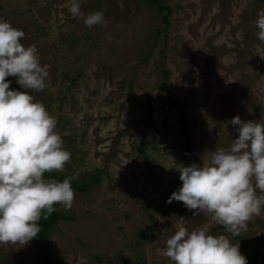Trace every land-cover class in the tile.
Segmentation results:
<instances>
[{"label": "rangeland", "instance_id": "obj_1", "mask_svg": "<svg viewBox=\"0 0 264 264\" xmlns=\"http://www.w3.org/2000/svg\"><path fill=\"white\" fill-rule=\"evenodd\" d=\"M79 2L105 22L86 27L70 14L72 0H0V20L24 31L22 43L36 45L49 73L43 91H26L56 118L71 153L55 173L100 175L88 191L74 190L70 211L55 205L75 216L50 231L60 264H173L162 252L179 226L224 234L247 260L253 243L245 239L258 238L264 264V212L234 236L182 202L167 203L180 188L171 173L187 156L202 165L238 138L234 116L264 123V42L255 26L264 0H162L167 21L147 0ZM163 85L185 103L188 140ZM31 242L0 244V264H39Z\"/></svg>", "mask_w": 264, "mask_h": 264}, {"label": "clouds", "instance_id": "obj_2", "mask_svg": "<svg viewBox=\"0 0 264 264\" xmlns=\"http://www.w3.org/2000/svg\"><path fill=\"white\" fill-rule=\"evenodd\" d=\"M69 12L88 28L105 22L102 11L85 15L79 0H72ZM255 26L264 42V10ZM24 37L23 30L0 20V244L22 246L40 233L42 216L46 220L57 204L70 211L75 199L69 178H45V173H63L71 153L63 148L56 118L26 91H43L49 73L41 66L36 45L25 46ZM10 76L23 91L10 89ZM228 123L238 138L229 148L212 151L202 165H180L182 186L167 203L182 202L194 216H210L238 236L264 212V123L239 115ZM162 255L173 264H248L239 244L203 227L189 231L179 226L166 240Z\"/></svg>", "mask_w": 264, "mask_h": 264}, {"label": "trees", "instance_id": "obj_3", "mask_svg": "<svg viewBox=\"0 0 264 264\" xmlns=\"http://www.w3.org/2000/svg\"><path fill=\"white\" fill-rule=\"evenodd\" d=\"M148 4L155 8L158 12L162 13L163 19L167 21V16L170 13V6L166 5L162 2V0H147ZM167 72H164V77L166 78ZM160 89L164 92V98L168 101H170L171 106L174 109V112L176 114V117L179 119V121L185 126L183 128V135L188 140V126L185 121L184 117V107L185 103L176 97H174L169 89H166L163 86H160ZM188 151L190 150V143L187 141ZM138 149L140 152L144 151V140L141 139ZM191 162V158L187 156L184 163H182L183 166H188ZM45 178H54L60 182H62L64 179L58 175L57 173H45ZM171 179L174 183V185L181 187L182 182L179 180V172L174 170L171 173ZM71 185L73 190H78L81 192L88 191L92 186L96 185L100 181V175L98 173H92L88 177H86L83 180H76V179H70ZM75 216L73 215H66L62 211H59L56 209L55 212H53L46 220L41 217V220L38 222L41 231L38 233L37 237L34 238L31 242V247L33 250L34 258L39 262V264H60V259L56 257L53 248L50 243V231L52 228L57 224L59 221H69L73 220ZM241 237V236H240ZM242 238V237H241ZM79 242L80 239L76 238ZM247 242H252V251L250 258L247 260L248 264H257L259 261V250H258V238H248L245 239Z\"/></svg>", "mask_w": 264, "mask_h": 264}]
</instances>
